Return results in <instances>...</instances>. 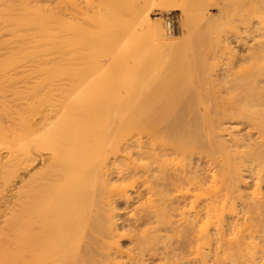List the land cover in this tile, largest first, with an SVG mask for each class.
Here are the masks:
<instances>
[{
	"label": "bare ground",
	"instance_id": "1",
	"mask_svg": "<svg viewBox=\"0 0 264 264\" xmlns=\"http://www.w3.org/2000/svg\"><path fill=\"white\" fill-rule=\"evenodd\" d=\"M121 1L122 0H75V2H70L66 0V2H63L62 0H0V77L2 80L6 76L9 78L11 75L12 77H10L12 81L9 78L7 84L0 79L4 83L2 85L0 84V91H6L3 89H7L8 84L12 85L11 83L15 81H13V76L16 77V81L18 80L17 82H20L21 76L23 75L22 77H24L23 73H25L26 78L21 79L22 82L25 80L24 82L26 83L20 82L17 85V87L21 86L20 89L22 90L26 88V92L24 91L25 93L23 94L28 93V85L33 84L30 83L33 80L35 84L32 86L36 87V85L39 84L37 86L38 89L40 87L41 89L43 88V90L46 88V92L52 90L53 92H51L54 95V93H61L63 90L67 89L64 85L65 83H67L66 85H69V87L71 83H73L71 89L74 84H76L74 87L77 86L76 88L83 89V84L86 83L89 85V82L93 80V77H90L96 73L104 74L107 72L106 75H111L114 73V70L117 72L118 69L120 70L118 72L121 74L118 72L117 74L118 76L121 75L120 80L122 84L119 85V83H117L119 86L116 84V87L121 89L124 88L125 90L123 89L121 92H126V96L124 94L125 100L123 96H119L118 94L120 89L115 91L116 87L113 83L117 81L115 80L114 82V80H112V87L109 85V88L114 87L113 90L116 96L114 99L116 100L118 96L123 99L122 101L117 100V104H115V100H111L113 97L111 99L109 98L112 103L115 102L114 104L118 107V111L114 104H112L114 105L112 106L110 102L103 103L100 101L106 106L109 104L112 106L113 110L115 109V112L117 111L114 113V116H106V120L111 117L116 118H111L108 121L101 118H105V114H108L111 107H107V109H109L106 112L107 109L105 110L104 108L106 106L102 105L106 112H104L103 117H101L103 113L100 114L103 110H100L101 104L96 105L100 108L99 110H92L94 114L92 111L89 113L91 105L89 104L90 106L87 108L88 104L86 103H91V98L89 96L91 90L88 91L87 95L90 101L87 96H84V99L87 98V102L76 96V94L79 95L85 90H88L86 84L85 86L87 88L84 87L83 91L79 90L78 93L75 94L77 98L71 95L72 93L74 95L77 89L76 91L72 89L75 92H71L70 99H68L70 91L67 93V90L60 94V96H57V98H52L53 95L50 94V91L47 93L48 96H44L45 94L43 95L40 91L36 92L37 94L39 93V95H43H41L40 97L42 98H40L36 97L39 95L34 93L35 96L33 98H37V104L32 101L34 100L32 98L33 93L30 94L31 97H29L28 94L25 95L28 96V99L22 100L18 97V94H16L20 89H11L12 87L8 85L10 87L9 89H11H7L8 94L10 93L9 91L14 92L13 90H15L14 94L17 95H12L10 93L12 98L10 97L11 99H8L13 101L17 99V101L14 102L19 104L22 103L21 108L23 111H25V108L28 109V112H26L27 110L25 112L27 114L30 112L34 118H32L31 114H29L30 117L23 113L22 109H20V111L24 115L20 114L19 107L21 104L18 109L14 111L9 108L10 112L8 113L9 110L6 108H8L9 105L11 106V104L8 103L7 106V101L4 104V100L7 97H4V92V95L1 96L2 94L0 92V102H3L5 105L3 107L1 103V109L5 110L3 114L0 112L2 114L0 117L2 118L6 111L8 115L13 112L20 114V116L19 114L16 115V118L13 113L14 115L12 117H15L17 120L8 118L9 116L5 115V117L8 116L6 117V121L7 119L10 121V125L8 126L3 123L6 129L7 127L9 128L7 129L10 131V133L8 131L10 135L7 133L10 136L9 138L8 135L4 134L7 132V130H4L5 126L4 129L2 128L3 126H0V132L2 129L6 131H3V135L9 140L12 137L15 139L13 141H18V144L14 142L16 143L15 145L12 141L15 145L13 149V147H11L12 145H10L12 144L11 140L9 141V146H7L8 144L6 142H2L5 139L4 137L3 140H0L2 143H0V150L3 149L4 151L5 146V150L9 148V154L8 152V155L6 153L4 154L8 157L15 156L11 158L13 167L15 163L18 162L19 164L22 158L25 160L22 159L21 161V163H24L21 165V168H24L22 170L24 173L18 176L19 179L16 180V182H22L23 178L27 175L26 181H24L25 179L23 180L24 185L27 183V187H25L27 190L22 184H19L20 188L17 186L20 189L18 190L20 192L17 191L18 194H20V198H18L21 199V194L23 193H21V188H23V190L25 189L24 196L26 197L23 196V200H18L17 198L13 201L14 208L12 209V213H10L12 215L15 214V216H11L13 219L8 218L9 221L14 220L19 224L20 222L23 223L26 226L23 227L26 229L22 226V228L20 227L22 230H20V228L18 229L20 226L18 224L19 226H17V228L15 227L14 231L11 230V228L17 224L14 226L12 225L10 230L14 232H9V235L14 233V236L12 235V238H9L6 232L5 234L7 236L4 235V237L6 236L10 239L8 240L5 238L10 243L11 239H14L15 235L18 233L15 238L19 239H15L16 241L13 240L15 244L13 241L12 243L14 248L17 244L21 246L24 245V248L20 246V248L17 249H20V253L19 251L15 252V256L13 255L14 253L11 254V252L14 251L13 246L11 247L13 250H10V253H7V249L4 250L5 247L3 246L4 248L2 249L3 252L1 251V255H4H0V264H145V253H148L151 257L162 254V252H158V246L162 251H164L163 248L166 250H168L167 248H185L184 250L189 248L187 249L191 254L187 256L189 259L183 256L187 259V263L189 260V262L193 264H208V260L211 256L216 259L220 253H222V256L225 255L223 259L226 261H229L227 259L230 255L232 259L229 258L235 264L238 262L235 256L238 257L240 255L242 257H238V260L240 258L242 259H240L241 262L239 261L240 263L238 264H243L242 260L244 263L247 262V264H249V261L253 263L254 259L257 257L255 255H259L261 248H263L262 251L264 252V69L261 68V66H264V62H261L263 64L261 65L260 60L256 59L255 61L252 55L256 50L250 52L253 51L251 49L256 46L257 48L258 46L260 48L262 47L260 42L262 43L263 39H257L260 37V33L257 34L259 37L254 36V38H257L255 41L253 39L250 45L247 43L249 45H246L248 49H244V54H246L247 50H249L248 54L253 53L250 55L253 57L255 63L258 62V64L254 66V63H252L254 67L251 68L250 66L251 69L248 67L246 69L247 72H245L244 69L243 71L245 73L240 70L239 67L241 66H238L239 69L232 71V73H230L231 71L226 72L225 70V72L218 74V77L222 80L221 82L226 86L231 83L229 85L230 87L224 85L226 87L225 91L218 88L217 90L215 89L217 86L215 83H217V81H213L212 84L216 86L215 88L213 86V89L210 87L212 90H208L209 88L206 89V87L210 85H204V87L200 86V88L202 87V89H200L195 85V81L192 82L194 84L193 86L191 83L192 80L189 81L190 79L187 77L189 82L185 81L184 84L181 83L182 85L179 87L176 81L174 82L171 80L173 82L170 81V83L177 84L178 86L176 85V87L178 88H168L169 85L174 86L175 84H166L167 86L164 85L165 87H163L165 92H160L162 91L160 85H162L163 80H166V78H162V80L158 72L161 73L165 62L169 60L171 61L167 63H170V66L174 65L173 61L176 60L174 56L176 57L177 55L173 56L172 54L174 59L172 61V58L168 57L167 52L170 44L173 47L176 45V41L174 42L175 39L173 37L176 36L177 33L167 29V31H164L160 22L152 21L146 10H136V8L132 7L135 5V3L133 4L132 2L133 5H131V8L129 7L128 11L125 9L127 13L125 10V13H123L124 15L130 14L129 19L126 20L128 24H122L123 26L125 25L124 30L121 28L122 25H119L121 32L118 31L119 29H117V31L114 30V26L117 25V22L119 24L120 20H123V18L127 19L128 17L127 15V17L124 15L120 17L119 14H121V11L120 13L117 12L119 15L118 17L122 18L119 19L114 12L116 9L114 5L116 3L120 2V4H118L121 7L123 6L121 5ZM145 1L144 3L146 4ZM151 1L154 2V4L160 3L159 5L162 6L170 5V3L172 4L171 6H180L185 20L187 19V15H190V12H187L188 7L184 0H158L157 3H155L156 0H149L147 2L152 5L153 3L151 4ZM125 4L126 2L124 5ZM136 5H138V3ZM94 9H96V11ZM125 19L123 21H125ZM123 21H120V24L121 22L125 23ZM113 22L115 23L114 25H112ZM136 23L140 25L143 24L142 26L145 27L146 35H148L145 40L149 37L148 42L146 41V43H144L137 34L142 44L144 43V46L141 44L142 47L145 48V45L147 46L149 42V48L152 45L158 48L164 46L168 47L167 51H163L164 54L162 53L163 57H166V60L163 59L161 57L162 54L158 52V57L161 56L158 61H156L158 63L155 64L157 65L155 70L158 69L159 65L162 66V69L161 66L159 68L161 71L157 70V72H154V76L156 77V74H158L157 76H159L160 81L162 80L161 83L158 77L157 79L152 76L154 79L152 81L145 79L144 73L150 71L152 68L148 67L149 63L147 60L138 62L137 60L139 57L133 56L135 54L134 51L137 49L141 50L142 47L138 48V44L136 49L134 47L129 48L128 45H126L127 41L125 40L127 39V33L129 36L132 32L130 34L132 37L129 36L132 40L128 38V42L129 40L132 41V46H134V42L138 40L136 35H132L134 32L130 29L131 27L135 28ZM126 26H128L127 28L130 27L128 31H126ZM134 31L136 32L135 29ZM93 41H100V46L98 48L96 46L99 42L95 44L94 48L92 47L94 49V51H92L94 54L99 53L98 55L96 54L97 56L93 54L94 57L92 53L89 52L88 47V43ZM122 42L125 44L124 47H128L129 50L127 49V51L130 52V49H134L132 54L130 53L131 56L128 55L129 52H125L127 55L124 54ZM76 43H79L81 46H77ZM128 44L130 45V42ZM89 46L91 47L90 43ZM154 46L151 51L155 48ZM226 46L229 47L228 45ZM95 47L98 49L97 52H95ZM173 47L170 48V51L171 49L175 50ZM162 49L163 48H161V52ZM144 51L147 52V50ZM261 51L258 50L256 53ZM142 52L140 53L142 54ZM153 52L157 53L155 51ZM153 52H151V55L154 56ZM144 54L145 53H143V55ZM263 54L259 57L262 58ZM193 55L192 64L196 65L197 63H194V60L197 56H195V54ZM245 56L249 57L247 54ZM251 56L250 58H252ZM154 58L150 61H153ZM161 58L163 60H161ZM178 58L177 61H180L181 59L179 56ZM80 59H82V61H87V59H89L91 63L89 66L87 65V67L85 66V68H82L80 65L81 62H79ZM102 59L103 61L106 60L107 64L105 62L104 64ZM200 59H197L198 63ZM161 61L165 62L160 64ZM181 61H183V59ZM251 61L252 60H250V62ZM154 62L155 61L151 63L154 64ZM191 62L188 66L189 61L187 59L181 68L184 69L185 65L188 66L187 70L189 68H195V66L190 67L192 65ZM200 63L203 64V60ZM103 64L108 69L104 67L107 71L102 68L104 66ZM113 64L117 68H112V73H109V68L110 66L112 67ZM114 65L113 67H115ZM150 65L152 67L155 66L152 64ZM176 65H178V63H176ZM93 66H98L100 69L102 68L104 70L103 72H101L102 70H97L98 72L92 75L91 73H93L94 70H90ZM170 66L166 67L167 69L164 68L166 70L172 69L171 72H167L166 70L165 72L163 70L165 73H168V79L171 78H169V75H171L174 70V68H172V66L170 68ZM135 67L136 69L133 71L132 69ZM176 67L177 66H175V68ZM202 67L203 66H200L199 68L202 69ZM179 68L180 65L176 70H179ZM197 68L198 66L196 65V69ZM256 68H260L259 70L263 71L259 72ZM241 69L243 68L241 67ZM29 70L33 72V76L36 71L35 78L30 74L31 80H28L30 84L26 81V79L29 78L27 74L31 72ZM248 70L253 71L249 72ZM65 71L69 73L67 76H70L68 77L71 79V82H69L70 79L68 77H65V80L67 78L66 81L68 82H65L64 79H62L64 81H60L61 73L59 76L60 78H58L59 80L57 79V74L59 73L56 74L55 72H62V76H66ZM87 71L91 72L89 73V75H91L89 77L90 81L88 80L89 82H86L84 78L85 74L88 73ZM152 71L154 70L152 69ZM237 71L240 73L243 72V75H238L239 73H237ZM136 72H139V78H141L140 86L137 90L138 92H132V94L130 93L131 90H133L131 87L133 82L132 79L135 77L131 74L136 75ZM197 72H199V70ZM233 72H235V74ZM19 73H21V76L17 79ZM115 73L114 75L117 76ZM39 74L41 77L38 76ZM46 74H51V76H56V78H48ZM177 74H179V72ZM44 75L46 79L43 78ZM114 75L108 76V78L111 79ZM116 76L114 77L116 78ZM174 76L176 77V74H174ZM174 76L172 74V78H174ZM194 76L191 77L193 78ZM114 77L112 78L114 79ZM146 77H148V75ZM203 77H205L204 80L210 78L211 80H209L211 82L215 79L209 75L207 77V73H205V75L201 77L202 84L204 81ZM183 78H185V75ZM136 79H138V77ZM193 79L195 80L197 77ZM199 79L198 77V82L200 81ZM182 80L178 82L180 83ZM1 81L0 83H2ZM204 82L206 83V81ZM14 83L16 85V82ZM61 83H64L62 87L60 86ZM91 84H93V81ZM221 84L218 86H223V84ZM158 85L160 90H158ZM23 86L24 88H22ZM35 87L31 88L30 85L31 89ZM135 87L136 86H134V88ZM186 87H188V89ZM165 88H168V90H165ZM31 89L29 92L32 91ZM22 90H20V94H22ZM97 90L99 91V88H97ZM112 91H107V93L111 92L109 96L112 94ZM97 95L93 97L96 96L98 98ZM104 95L108 96L106 93ZM127 95L129 97H127ZM25 96L23 95L22 98H25ZM100 96H102V94ZM2 97L5 98L3 101ZM58 97L61 98L59 101ZM71 98H73V101L77 100L73 106L71 104V102L73 103ZM95 98H93V101L97 102ZM101 98L99 100H101ZM104 99L106 100L107 98L103 96L102 101ZM109 99L107 101H109ZM26 100H28V103ZM79 100H82L81 103L83 102L86 104L84 108L86 107L88 109L89 115L87 111H84V108H81V105L83 107V103H78ZM123 100H125V104L128 102L125 106L123 105ZM13 101L10 103L13 104ZM24 102L28 105L25 106V104H23ZM40 103L44 107H41L42 110L38 109L37 106ZM67 103L69 104L68 106ZM76 103L81 105H77ZM33 104H36L37 109L41 110L39 114L36 111V115H33L32 110L35 112V109H33L35 106H33ZM75 104L77 106H75ZM71 106L74 107L77 115L78 112L82 110V113L86 116L79 112V116L83 115L84 117L77 116V120L72 119L76 117L73 116L76 114L74 113V109L70 108ZM120 106H123V108L126 107V109L123 111V108H121L120 110ZM30 107L32 108L31 110L29 109ZM68 107L70 113H72L71 116H73L71 119L68 118L67 114V116L65 115V109L68 110L67 112L69 113ZM78 107H80L81 110L78 109V111L76 109ZM94 107L95 106H93V108ZM134 108L137 110H134ZM11 110L13 112H11ZM113 110H111V112ZM59 111L61 112L59 113ZM97 111V114L100 115H97L98 117L95 115ZM91 113L93 116L97 117V119L94 118L95 121L97 120L98 122V119H101L99 121H102V123H94L95 121L88 117ZM60 114H62V116ZM92 115L90 117H92ZM27 116L29 117V121L26 118ZM23 117L25 119L23 121H27L22 124L21 120ZM87 119L88 121H86ZM2 120H4V117ZM13 121L16 122L12 125L11 122L13 123ZM18 121L20 123V128ZM2 122H0L1 125ZM10 126L14 127V129H19H15V132ZM11 131H14V133ZM1 133L0 136L2 137ZM11 134H13V136ZM7 138L5 141L8 142ZM17 147L22 149L20 150ZM12 151L15 155H12ZM16 156H19V158L16 159ZM23 156H25V158ZM7 159L9 161V158ZM7 159H5L6 162ZM13 159H20V161L18 160L15 162ZM6 162L4 165H7ZM1 163L2 161L0 164ZM11 163H9V165ZM18 164L15 165V168ZM37 164H40L38 169H36ZM0 168L4 169L1 165ZM6 168L8 169L7 166ZM18 168L16 169L18 170ZM12 170H8V173L4 171L6 175L8 174V176L12 177L16 175L14 174V169ZM9 171L11 172L10 174ZM15 178L17 179V177ZM25 193L27 194L25 195ZM118 203L122 204L123 207H121V209L123 208L124 211H121L123 213L119 214L120 217L115 218L119 213V211L116 213ZM118 207L120 206L118 205ZM116 219H119L120 223H117L119 220L116 222ZM7 223L11 222L7 221ZM4 226L5 225H3V227ZM16 231L21 232L16 233ZM19 233L20 235L22 233L23 238L25 236V239H28L24 240ZM2 235L3 233H1L0 237H2ZM4 237L0 238L2 239L0 243L6 241L3 240ZM131 237H134L133 240H131L132 245L129 244V246L131 245L127 247L129 249H124V247L119 244V241L122 238L123 240L125 238L126 240H130ZM20 239L21 241H19ZM22 241H24V243ZM20 242H22L23 245ZM129 243L131 242L129 241ZM11 244L8 246L6 244V248H9ZM156 244H158V246ZM154 245L157 247H154ZM222 248H224V250H222ZM226 248L231 249H227L229 252H226ZM262 251V255L257 257L260 259V263L257 262L256 264H264V257H262L264 253ZM4 252H6V255ZM183 253L185 252L183 251ZM9 254L12 256H8ZM226 254L228 256H226ZM168 256L163 254V256L157 257L159 260L157 263V259L154 258L156 261L153 260L154 262L152 264H165ZM147 257L149 256L147 255ZM225 257H227V259ZM233 257H235V259ZM219 258L220 259H216V261H219V264H223L222 261L220 262V260H223L221 259V254ZM146 260H148V258ZM235 260L237 262H234ZM180 261L183 262L185 260L180 258ZM180 261L178 264H182ZM226 261H224L225 264L228 263H226ZM172 262L173 264H177L178 261ZM211 262L214 261H210V264ZM255 262L256 261H254V263Z\"/></svg>",
	"mask_w": 264,
	"mask_h": 264
},
{
	"label": "rangeland",
	"instance_id": "2",
	"mask_svg": "<svg viewBox=\"0 0 264 264\" xmlns=\"http://www.w3.org/2000/svg\"><path fill=\"white\" fill-rule=\"evenodd\" d=\"M63 2H66V0H62ZM67 1H70V2H75V0H67ZM77 1V0H76ZM117 1V0H116ZM120 1V0H119ZM126 2V4L124 5V3ZM143 1V2H142ZM144 1L145 0H122L121 1V5H123L122 7L119 5L120 4V2H118V3H116V4H118V5H114V6H116V9H115V14L117 15V17L120 15V17L122 16L123 17V13H125L124 12V10L125 9H127V11H128V8L130 7L131 8V5H133L134 3H135V5H133L132 7H134V8H136V10H138V11H145L146 10V12L148 13V16L150 17V19L152 20V21H156V22H160V24H161V26H163V28H164V31H167L166 30V28H165V24H164V17L167 15V14H172V15H174V17H175V23H174V26H173V29L171 30L172 32H176L177 33V35L176 36H174L173 38L175 39L174 40V42H175V44L176 45H174V47L173 46H171V44H170V46H169V50H168V52H167V54H168V57H171L172 58V61L174 60V59H176L175 61H173V63H174V65H171L172 66V68H174V70H173V72H172V74H173V76H174V74H176V77L174 76V78H172V74L171 75H169V78L170 79H168L167 77H168V73H165L166 71L168 72V71H170L171 72V70L172 69H170V70H166L167 68L166 67H169L170 65V63L168 64L167 62H169V61H171V60H169V59H167V60H169V61H167V62H165V61H163V62H165V65L163 66V70L165 71H161V69H162V66L161 65H159V67H158V69L157 70H159V68H160V66H161V69L159 70V71H161V73L160 72H158V74L160 75V77H161V79L163 78V79H165L166 78V80H163V83H162V85H160V87H161V90L162 91H160V92H163L164 90V88L163 87H165L164 85H166V84H172V83H170V81L171 80H173L174 82L176 81V83H178L179 84V87L182 85L181 83H183L184 84V82L186 81V82H189V81H191V83L192 82H196L195 83V85H197L199 88H200V86H202V87H204V85H210V86H208V87H206V89H208V90H212L213 88V86H214V88H215V86L217 85H220L222 82V80L218 77V74L219 73H221V72H225V70H226V72H229V71H231L230 73H232V71H236V70H238L239 68H240V70H244L245 69V72H247L246 71V69L249 67L250 68V66H251V68L252 67H254L255 66V64H258V62L257 63H255V61H256V59L257 60H260V63L261 62H264V52H262V51H264V43H263V40H264V0H184V1H186V5H187V7H188V9H187V12L189 13L190 12V15H187V19L185 20V17H184V15H183V11H181V8H180V6L178 7L177 5L176 6H171L172 4L170 3V5L168 4V5H164V6H162V5H159L158 3H157V1L158 0H156V2L155 3H157V4H154V2H152L151 1V4L152 5H150L147 1H149V0H146L145 2H146V4L144 3ZM155 1V0H154ZM96 2V1H95ZM94 2V3H95ZM124 2V3H123ZM133 4H132V3ZM140 2H142V3H140ZM44 3H46V2H44ZM138 3V5H136ZM185 3V2H184ZM149 4V5H148ZM127 5V6H126ZM94 6H95V4H94ZM99 6H100V3H99ZM118 6V7H117ZM140 6V7H139ZM168 6V7H167ZM124 7V8H123ZM173 7V8H172ZM177 7V8H176ZM186 7V8H187ZM97 8V7H96ZM118 8H119V10H118ZM121 9V10H120ZM95 11H96V9H94ZM122 11V12H121ZM126 11V10H125ZM127 11H126V13H127ZM129 11H130V9H129ZM101 12H102V7H101ZM103 12H104V10H103ZM117 12H121V14H117ZM131 12V11H130ZM90 13H91V11H90ZM129 13V12H128ZM128 17H127V16ZM126 15H124V16H126L127 17V19H125V18H123V20L125 19V21H123V20H120V21H123V22H125V23H122L121 22V24H120V21H119V24H118V22H117V25H115L114 26V30H116L117 31V29H119L118 31L119 32H121V30H120V28H119V25L121 26L122 24H125V25H127L128 24V22L126 23V20H128L129 19V15L130 14H126ZM186 16V15H185ZM120 17H118L119 19H122V18H120ZM182 17V18H181ZM115 23L113 22V24L112 25H114ZM124 25V26H125ZM136 25V27L135 28H130V29H132L131 31H133L134 32V34H132V35H136V37H137V42H134L135 44H134V46H132V44L133 43H131L132 41H130L129 40V42H130V45L128 44L129 42H128V38H130V37H132L130 34L132 33L131 31V33L129 34V36H128V33H127V36H126V40L125 41H127L126 43V45H128V47L129 48H136L137 49V47H138V44H139V47L138 48H141L142 46H141V44H142V42L140 41V40H142L144 43H146V41L148 42V40H149V37H148V39L147 40H145L146 39V37L148 36V35H146V31H145V27L144 26H142L143 24H138V23H136L135 24ZM134 25V26H135ZM124 26L122 25L121 26V28H123V30H124ZM128 26H126L125 28L127 29L126 31H128V29L129 28H127ZM112 29V28H111ZM134 29L136 30V32L134 31ZM181 30V31H180ZM125 31V32H126ZM179 31H180V33H179ZM263 31V32H262ZM124 32V31H123ZM261 32H262V34H261ZM179 33V34H178ZM258 33H260L259 35H260V37H259V35H257ZM137 34L139 35V37L141 38L140 40H139V38H138V36H137ZM254 36H257V37H259V38H257L258 40L260 39V40H262V43L260 42V45H262V47L260 48L259 46H258V48H260V49H258L257 48V46L255 47V48H252L251 50H253V51H250V52H254L255 50V53L258 51V50H262L261 52H258V53H256V54H258V55H256L255 53V55L253 54V53H250L252 56H254V59H255V61L253 60V57L250 55V54H248L249 53V50H247L246 51V54H247V56H249V57H246L245 55L246 54H244L245 53V50L246 49H248L247 47H246V45L247 46H249L250 44H251V42H252V40L254 39V41L256 40V38H254ZM131 40H132V38H130ZM134 39H136V38H134ZM173 40V39H172ZM136 41V40H135ZM181 41V42H180ZM99 42V44L96 46L97 48L100 46V41H93V42H89L90 43V45H91V47L89 46V43H88V47H89V52H91L92 53V55L94 54L92 51H94V46H95V44H97ZM124 42V41H123ZM122 42V43H123ZM140 42V43H139ZM143 43V44H144ZM150 43V42H149ZM149 43L147 44V46L145 45V48H147V49H145L144 47H142L141 48V50L139 49H135L136 51H134V49H130V52L129 51H127V49H128V47L126 48V47H124L125 46V44L123 43L122 44V49L124 48V54H126L125 52H129L128 53V55H130V53L132 54V51H134L135 52V54L133 55L134 57L135 56H137V57H139L138 58V62H142V61H145V60H147V62L149 63V65H148V67L149 68H152L154 71H152V69H150V71H147V72H143L144 73V77H145V79L147 80H150V81H152V80H154L153 78H159V76H157L158 74H156V77L154 76V72H157V70H155V67H157V65H155V64H157L158 62H156V61H158V59L160 58V56L158 57V52L160 53V54H162L163 53V51H167V48L168 47H165V50H164V47H157V46H154V45H150L151 47L149 48ZM249 45H248V44ZM142 44V45H143ZM76 45L77 46H81L79 43L77 44L76 43ZM226 45H228L229 47H227ZM132 46V47H131ZM144 46V45H143ZM155 47L154 49H153V51H155V52H157V53H154L153 51H151L152 50V47ZM225 46H226V48H225ZM232 46V47H231ZM93 47V48H92ZM96 47H95V52H97V50L98 49H96ZM173 47V49H175V50H172L171 49V51H170V48H172ZM244 47V48H243ZM90 48H92V49H90ZM126 48V49H125ZM158 48V49H157ZM161 48H163L162 49V52H161ZM263 48V49H262ZM229 49V50H228ZM245 49V50H244ZM86 50V49H85ZM91 50V51H90ZM129 50V49H128ZM144 50H147V52H145ZM156 50H158V51H156ZM234 50H235V52H234ZM143 51V52H142ZM173 51V52H172ZM239 51V52H238ZM241 51V52H240ZM133 52V53H134ZM140 52H142V54L140 53ZM151 52H153L154 53V56H155V58H154V56L153 55H151ZM194 52H196V53H194ZM143 53H145L144 55H143ZM170 53H171V55H170ZM175 53V54H174ZM198 53V54H197ZM244 54V56H243V54ZM97 54V53H96ZM96 54H94V55H96ZM99 54V53H98ZM97 54V55H98ZM164 54V53H163ZM163 54H162V58L163 59H165L166 57H163ZM166 54V53H165ZM166 54V55H167ZM172 54H173V56L174 55H177L176 57L174 56V59H173V57H172ZM193 54H195V56H197L196 58H195V60H194V63L196 62L197 64V66H198V68L196 69V65L195 64H192L193 63V58H194V55ZM261 54H263V56H262V58H260L259 56L261 55ZM94 55H93V57H94ZM96 55V56H97ZM127 55V54H126ZM138 55H140V56H138ZM147 55V56H146ZM192 55V56H191ZM242 55V56H241ZM95 56V57H96ZM131 56V55H130ZM143 56V57H142ZM149 56H151V57H149ZM158 58H157V57ZM178 56L180 57V59L182 60L183 59V61H177L179 58H178ZM183 56H184V58H185V60H184V58H183ZM240 56V57H239ZM250 56L252 57V58H250ZM256 56V57H255ZM257 56H258V58H257ZM146 57V58H145ZM154 58V60L153 61H155L154 62V64L153 63H151V62H153V61H150V60H152L153 58ZM186 57H187V59H188V61H189V64H188V66L190 65V62H191V66L190 67H192V66H195V68L193 67V68H189L188 70H187V67L188 66H186L185 65V67H184V69L183 68H181V66L182 65H184L185 64V62L187 61V59H186ZM191 57V58H190ZM201 59H200V58ZM128 58V57H127ZM152 58V59H151ZM161 58V60H163ZM248 58H250V59H248ZM260 58V59H259ZM143 59V60H142ZM191 59V60H190ZM197 59H200V61H199V63H198V60ZM242 59H243V61H242ZM166 60V59H165ZM203 60V64L202 63H200L201 61ZM204 60H205V64H204ZM250 60H252L251 62H250ZM185 61V62H184ZM245 61H247V62H245ZM79 62H81L80 63V65H81V67L83 68H85V66L87 67V65L89 66L90 65V61H89V59H87V61L86 60H84V61H82V59H80L79 60ZM102 62L104 63H106V60L105 61H103V59H102ZM163 62L161 61V63L160 64H163ZM182 62H184L183 64H181ZM245 62V63H244ZM250 62V63H249ZM104 63V64H105ZM172 63V64H173ZM176 63H178V65H176ZM180 63V64H179ZM238 63H240V64H238ZM242 63V64H241ZM252 63H254V66H252ZM260 63H259V65H260ZM103 64V65H104ZM107 64V63H106ZM140 64V63H139ZM150 64H152V65H155V66H151ZM210 64V65H209ZM249 64V65H248ZM251 64V65H250ZM114 65V64H113ZM113 65H112V67L110 66V71H109V73H112V68H117L115 65V67H113ZM168 65V66H167ZM179 65H180V68H179V70L177 69L176 70V68L177 67H179ZM261 65H263L262 63H261ZM171 66H170V68H171ZM174 66V67H173ZM175 66H177L176 68H175ZM200 66H203L202 67V69L201 68H199ZM207 66H208V68H207ZM238 66H241L243 69H241V67H239L238 68ZM94 67V68H93ZM92 68H91V70L90 71H93L94 70V72L93 73H91V72H88L87 74H85V76H84V78L86 79V82H89L90 80V78H92L93 80V84H91L92 83V81L91 82H89V85H87L86 83H84L83 85V89H84V87H86L88 90H85L84 92H82V93H80L79 95H77L76 93H78V91L79 90H82L83 91V89H78V88H76V87H74V85H76V84H74L73 85V87H72V89H75V91H76V89H77V91L75 92L74 90H72L71 89V86H72V84L73 83H71V85H70V87H69V85H66L67 83H61V87L63 86L62 84H64L65 86H66V88L67 89H65V90H63L61 93H56V94H59V95H56L55 93H54V95H53V91L51 92L50 90V94H52L53 95V97L52 98H57V96H60V94H62V93H64L66 90H67V93L70 91V93L68 94V96H69V98L68 99H70V94H71V92L72 91H74L75 93H74V95H73V93L71 94L72 96H75V94H76V96L79 98V99H84V96H87L88 95V91H90L91 90V92H89V96H90V98H91V101L89 100V97H88V100L91 102V103H88L87 101H86V99H84L83 101H86L87 103L86 104H88L87 105V108L90 106V109L91 110H89V113H90V111H92L93 109L94 110H99L100 108L98 107V106H96V105H100L101 104V109L100 110H102L101 112H100V114H102V116L101 117H103V115H104V108H105V110L107 109V107H111L110 109H109V111H108V109L106 110V112L108 111V114L106 113L105 114V118H101V117H99V118H101V119H103V120H105V121H108V120H110L111 118H115V117H111V118H107L108 120H106V116L107 117H110V116H114V113H116L119 109H118V107L115 105V104H117V100H120V101H122V99L126 96V92H124V93H122L121 92V90H123V89H121V88H117L116 87V84L117 83H119V85L120 84H122L121 82V75H119L118 76V74H117V72L118 71H120V70H118L117 69V72L114 70L113 72L115 73V74H117V76L116 75H114V73H112L111 75H114V76H116V78L114 77V76H112V77H114V79L111 77V79H109L108 78V76L110 75H106V73H104V74H97L96 72H98V71H100V70H102L101 72H103V70L106 68L105 67V65L102 67V68H104V69H100L98 66H93ZM139 67H140V65H139ZM142 67V66H141ZM166 69H165V68ZM183 67V66H182ZM205 67V68H204ZM231 67H232V69H231ZM256 67H257V65H256ZM259 67V66H258ZM89 68V67H88ZM149 68H148V70H149ZM250 68V69H251ZM261 68L262 69H264V66L262 67L261 66ZM107 69V68H106ZM105 69V71H107ZM135 69H136V67L134 68V69H132L133 71H135ZM190 69H191V71H190ZM194 69V70H193ZM206 71V69H207V71L205 72L204 70ZM230 69V70H229ZM256 69H260V68H256ZM255 69V70H256ZM98 70V71H97ZM196 70V71H195ZM199 70V72H197ZM254 70V71H255ZM257 70V71H258ZM29 71H31V70H29ZM139 71V70H138ZM175 71V72H174ZM249 71V70H248ZM250 71H253V70H250ZM249 71V72H250ZM261 71H263V70H259V72H261ZM66 73H65V75L66 76H62V72H55L56 74L57 73H59V74H57V79L58 78H60L61 77V79H60V81L62 80V79H64L65 80V77H68L67 76V74H69L67 71H65ZM150 72V73H149ZM170 72H169V74H170ZM179 72V74H177ZM184 72H189L188 74L187 73H184ZM211 72V73H210ZM214 72V73H213ZM244 72V71H243ZM243 72H239V71H237V73H239L238 75H243L242 73ZM244 72V73H245ZM27 73H28V71H27ZM32 71L31 72H29V74H27V76L29 77L28 79H26V81H27V83H29V79H30V77H31V75H32ZM35 74H34V76H33V78H35V75H36V71L34 72ZM54 73V74H55ZM60 73H61V76H60ZM89 73H91L92 75L94 74V73H96L95 75H93V76H91V75H89ZM119 74H121L120 72H118ZM123 73V72H122ZM137 74L136 75H134V74H131L133 77H135V78H131L132 80H133V82H132V85H131V87L133 88V90H131V92L130 93H132V92H138L137 90H138V88H139V86H140V79L141 78H139L140 77V75H139V72H136ZM183 75H182V74ZM194 74V75H192V74ZM195 73H197V74H195ZM201 73V74H200ZM205 73H207V77H208V75L209 76H212L213 78H215L214 80H212V82L208 79V78H206V79H208V80H204L205 79V77H203V80L204 81H206V83L203 81V84H202V82H201V80H202V76H204L205 75ZM209 73V74H208ZM216 73V74H215ZM234 74H235V72H233ZM236 73V74H237ZM252 73H254V72H252ZM21 73H19L18 75H19V77L17 78V79H19L20 78V75ZM24 74V77H22L21 76V78H26V76H25V73H23ZM31 74V75H30ZM38 74V73H37ZM53 74V75H54ZM55 74V75H56ZM63 74H64V71H63ZM146 74V75H145ZM162 74V75H161ZM166 76H164V75ZM190 74V75H189ZM203 74V75H202ZM211 74V75H210ZM214 74V75H213ZM247 74H249V73H247ZM17 75V74H16ZM43 75V74H42ZM48 75V78L50 77H52L53 79H55L56 78V76H51V74L49 75V74H46V76ZM97 75V76H96ZM106 77H105V76ZM110 75V76H111ZM148 75V77H146ZM182 75V76H181ZM184 75H185V78H183L184 77ZM197 75H202V76H197ZM216 75V76H215ZM39 77H41V75L39 74L38 75ZM60 76V77H59ZM91 76V77H90ZM109 76V77H110ZM152 76H154L153 78H152ZM180 78H179V77ZM191 76H194L193 78H195V77H197V79H193ZM2 77H4V76H2ZM7 77V76H6ZM5 77V78H6ZM10 77H11V75H10ZM9 77V78H10ZM38 77V78H39ZM70 77V76H69ZM68 77V78H69ZM88 77V78H87ZM90 77V78H89ZM122 77H123V74H122ZM131 77V76H130ZM138 77V79H136ZM178 77V78H177ZM181 77H182V79H181ZM190 79H188V78ZM191 77V78H190ZM198 77L200 78L199 80V82L197 81L198 80ZM211 77V78H212ZM5 78H3V80L1 79V77H0V79L2 80V81H4L6 84H7V80H9V78L7 79L6 78V81H5ZM12 78V77H11ZM10 78V80L12 81V79ZM13 81L14 82H16V85H15V83H14V85H13V83H11L12 85H10V84H8V85H10V87H12L11 89H14L15 88V90L18 88V89H20L21 88V86H18L17 87V85L20 83V82H22V79L20 78V82H17L16 81V77H14L13 76ZM36 78H37V76H36ZM43 78L44 79H46V77H45V75L43 76ZM124 78V77H123ZM157 78V79H158ZM212 78V79H213ZM218 80H217V79ZM41 79V78H40ZM70 79V78H69ZM74 79V78H73ZM105 79V80H104ZM135 79V80H134ZM0 80V81H1ZM31 80V79H30ZM35 80H37V79H35ZM41 80H43V79H41ZM59 80V79H58ZM64 80H62V81H64ZM66 80H67V78H66ZM65 80V82H68V81H66ZM89 80V81H88ZM112 80H114V82H115V80L117 81L116 83H113L112 82ZM123 80V79H122ZM161 80V81H162ZM168 80H169V82H168ZM179 80H182L180 83L178 82ZM189 80V81H188ZM220 80V81H219ZM1 81V82H2ZM25 81V80H24ZM23 81V82H24ZM40 81V80H39ZM96 81V82H95ZM136 83H135V82ZM159 81H160V78H159ZM161 81H160V83H161ZM173 81H171V82H173ZM208 81H209V83H208ZM213 81H217V83H215L216 85H214V84H212L213 83ZM22 82V83H23ZM69 82H71V79H70V81ZM73 82V81H72ZM104 82V83H103ZM109 82V83H108ZM113 83V85L115 84V91H118V89H120V91H118V94H119V96H123V98H119V96H118V98H116V100L114 99V97H116L115 96V91L113 90V88H109V85H111V87H112V83ZM139 82V83H138ZM166 82H168V83H166ZM9 83V82H8ZM24 83H26V82H24ZM30 83H33V84H30ZM29 84L31 85V88L32 87H35V86H32V85H34L35 84V82L32 80L31 82H30ZM38 83V82H37ZM36 83V84H37ZM106 83V84H105ZM205 83V84H204ZM218 83H220V84H218ZM1 85L2 84H4L3 82L2 83H0ZM69 84V83H68ZM85 84H86V86H85ZM95 84V85H94ZM97 84H98V86H97ZM102 84H103V86H102ZM157 84H158V81H157ZM175 83H173L172 85H174ZM190 84V83H189ZM193 84V83H192ZM200 84H202V85H200ZM212 84V85H211ZM223 84V86L225 85L224 83H222ZM221 84V85H222ZM231 83H229V84H227V86L226 87H230L229 85H230ZM1 85H0V87H1ZM7 85V89H9L10 87ZM21 85V84H20ZM30 85H28V87L30 88ZM39 85V84H38ZM38 85H36V87L35 88H37L38 89ZM118 85V84H117ZM118 85V86H119ZM159 85H158V90H160L159 89ZM176 85L177 84H175L174 86H171V85H169V87L168 88H172V87H176ZM185 85H186V83H185ZM4 86V85H3ZM69 88H68V87ZM97 86V87H96ZM100 86V87H99ZM106 86V87H105ZM134 86H136L135 88H134ZM167 86V85H166ZM171 86V87H170ZM178 86V85H177ZM189 86H191V85H189ZM193 86H194V84H193ZM193 86H191V87H193ZM216 86V90H217V88L218 89H222V91L224 90L225 91V89H226V87L224 86H218L217 87ZM5 87H6V85H5ZM102 87V88H101ZM183 87H184V85H183ZM202 87L200 88V89H202ZM212 89H211V88ZM22 88H24V86L22 87ZM28 88V89H29ZM30 88V89H31ZM35 88H33V89H31L32 91L31 92H29L30 91V89H29V91H28V89H27V94H28V96L29 97H31L30 96V94H32V98L35 96L34 95V93L35 94H37L36 92H41V93H43V95L44 96H48L47 95V93L49 92H46V88L43 90V88L41 89V87L39 88V89H41V90H37V89H35ZM85 88V89H86ZM96 88V89H95ZM97 88H99V91L97 90ZM137 88V89H136ZM168 88H165V90H168ZM176 88H178V87H176ZM182 88V87H181ZM187 89H188V87H186ZM2 89H3V87H2ZM7 89H3V90H6V91H3L4 92V94H3V92L2 91H0L1 92V96H3L4 95V97L6 98V99H8V98H12V96H11V94L13 95L14 93H15V90H13L14 92H11V91H9L10 93L8 94V90ZM11 89H9V90H11ZM26 88H24L23 90L22 89H20V90H22L23 92H22V94H20V90H18L19 92L18 93H16V94H18V97H20V99H22V100H24V99H28V96H25V95H27V94H23V93H25L26 92V90H25ZM48 89V88H47ZM131 89V88H130ZM185 89V88H184ZM190 89V88H189ZM203 89H205V88H203ZM228 89V88H227ZM112 91V96L110 97L109 96V93H111V92H109V93H107V91ZM125 90V89H124ZM25 91V92H24ZM55 91V90H54ZM7 92V93H6ZM57 92V91H56ZM81 92V91H80ZM99 92V93H98ZM157 92H159V91H157ZM165 92V91H164ZM66 93V94H67ZM90 93H91V95H90ZM108 94V96H106V95H104V94ZM16 94H14V95H16ZM98 94V95H97ZM102 94V96H100ZM113 94H114V96H113ZM117 94V93H116ZM117 94V95H118ZM124 94H125V96H124ZM133 94V93H132ZM135 94V93H134ZM158 94H160V93H158ZM25 96V98H22V96ZM37 95H39V93L37 94ZM42 94H40L39 96H36V97H40ZM42 95V96H43ZM51 95V96H52ZM56 95V96H55ZM94 95H97L98 96V98H99V96H100V98L102 97L103 98V96L104 97H106L107 99L105 100H103L102 101V98H101V100H99L96 96V98L95 97H93ZM0 96V97H1ZM17 96V95H16ZM71 96V97H72ZM75 96V97H76ZM4 97H2V101H3V99H5ZM50 97V96H49ZM75 97H74V99H75ZM76 97V98H77ZM113 97V98H112ZM127 97H129L128 95H127ZM10 98V99H11ZM15 98H17V97H15ZM15 98H13V99H15ZM40 98H42V97H40ZM93 98H95V100L98 102H95V101H93ZM115 100V104L114 103H112V101L110 100ZM4 100L5 102H4V104L6 103V101H7V103H6V105L9 103V104H11V106L9 105H7L8 106V108H6V109H8L9 111H8V113L10 112V109L9 108H11L13 111L14 110H16V109H18V107H19V105L21 104V106L19 107V112H20V114H23V113H25V114H27L26 112H28V109H24L25 111H23V109L21 108L22 107V103H17V102H14V101H17V99H15L14 101L13 100H10V99H8L9 100V102H8V100ZM34 100H32V101H34V102H36V104H37V101H36V99L37 98H33ZM61 98L60 97H58V101L60 100ZM109 99V101H107ZM125 99V98H124ZM0 100H1V98H0ZM22 100H20V101H22ZM38 100H39V98H38ZM42 100V99H41ZM71 100L73 101V98H71ZM126 100V99H125ZM125 100H123V102L125 101ZM14 102L13 104L12 103H10V102ZM20 101H18V102H20ZM31 101V102H32ZM57 101V102H58ZM76 102H77V100H75ZM75 101H73V103L71 102V104H72V106H73V104L75 103ZM82 101V100H81ZM81 101L79 100L78 101V103L80 102L81 103ZM105 102V103H108V102H110V105H112V104H114L115 105V107H117V111L115 112V109L113 110L112 109V106H114V105H112V106H110L109 104H107L108 106H106L105 104H103V103H101V102ZM127 101H128V99H127ZM126 101V102H127ZM23 102V101H22ZM26 102L28 103V100H26ZM96 104H95V103ZM1 103H2V105H3V107L5 106L4 104H3V102H0V112L3 114V112H4V110L5 109H1ZM30 103V102H29ZM33 103V102H32ZM43 103V102H42ZM83 103V102H82ZM81 103V104H82ZM128 103V102H127ZM126 103V104H127ZM16 104V105H15ZM23 104H25V106L26 105H28V104H26L25 102L23 103ZM31 104V103H30ZM36 104L34 105L33 104V106H35V108L33 107V109H35V112H34V110H32L31 112L33 113V115H36L35 113H37L38 112V114L40 113V111L42 110L41 109V107H43V105H44V103H43V105L41 106L40 104H38L37 106H38V109H41V110H38L37 109V106H36ZM66 104V103H65ZM70 104V105H71ZM77 104V103H76ZM75 104V106H77V105H81V104H77L76 105ZM86 104L85 103H83V107H82V105H81V108H84V106H86ZM90 104V105H89ZM94 104V105H93ZM118 104H119V101H118ZM122 104V103H121ZM125 104V102H124V106L126 105ZM40 105V106H39ZM69 104L67 103V106H68ZM102 105L103 106H106V107H102ZM120 105V104H119ZM6 106V107H7ZM32 106V105H31ZM62 106V105H61ZM70 107L71 109L73 108L74 109V107ZM93 106H95L94 108H93ZM2 107V108H3ZM15 107H17V108H15ZM29 107V106H28ZM98 107V108H97ZM24 108V107H23ZM44 108V107H43ZM64 108V107H63ZM86 107L84 108V111H87L88 109H87ZM114 108V107H113ZM121 108H123V106H120V110H121ZM20 109H22V111H23V113H21V111H20ZM30 110L32 109L31 107L29 108ZM62 109V108H61ZM67 109H69V107L67 108ZM77 110L79 109V110H81L80 109V107H78V108H76ZM124 109H126V107H124L123 108V111H124ZM11 110V112H13ZM63 110V109H62ZM78 110V111H79ZM111 110H113L112 112H111ZM134 110H137V109H135L134 108ZM18 111V110H17ZM37 111V112H36ZM65 111H66V113H65V115L67 114L68 115V118H72L73 116H76L75 118H72V119H75V120H77V118L78 117H84V116H86V115H84L83 113H82V110L81 111H79V112H81V114H83V115H80L79 116V112H78V115L75 113L76 112V110L74 109V113L76 114V115H73V116H71L72 115V113H70V109H69V113L67 112L68 110H66L65 109ZM61 111H59V113H60ZM71 112H72V110H71ZM120 112V111H119ZM122 112V111H121ZM0 113V115L2 116V114ZM8 113H7V111H6V113H5V115H8ZM14 113V112H13ZM13 113H10V114H12V115H8V116H6V117H8V118H14V120L17 118V116L16 115H18L19 113H14L15 114V117H12L14 114ZM85 113V112H84ZM89 113H88V111H87V114L89 115ZM92 113L94 114V112L92 111ZM92 113H91V115H92ZM96 114V116L97 115H99V114H97L98 113V111L97 112H95ZM20 114H19V116H20ZM29 114H31L30 112L27 114V115H29ZM62 114H64V113H62ZM62 114H60L61 116H62ZM86 114V113H85ZM5 115L3 116L4 117V120H2L3 119V117L1 118V120L3 121H1L0 120V122H2V125L0 124V126H3L2 128L4 129V126L5 125H10V121H9V119H7V121H6V117H5ZM24 115V114H23ZM66 115V116H67ZM87 115V116H88ZM90 115V116H91ZM110 115V116H109ZM26 116V115H25ZM24 116V117H25ZM30 116V115H29ZM31 116H32V114H31ZM30 116V117H31ZM64 116V115H63ZM69 116H71V117H69ZM78 116V117H77ZM90 116H88L90 119L92 118V120H94L95 121V119L94 118H96L97 119V117L96 116H93L92 115V117H90ZM100 116V115H99ZM24 117H23V119L21 120V123L23 124L24 122H26V121H23V120H25L24 119ZM36 117V116H35ZM88 117H85V118H88ZM19 118V117H18ZM27 119H28V121H29V117L27 116L26 117ZM32 118H34V116H32ZM32 118H30V119H32ZM58 118V117H57ZM65 118V117H64ZM64 118H62V119H64ZM84 118V119H85ZM59 119H60V116H59ZM61 119V120H62ZM80 119H82V118H80ZM101 119H98V122H97V120L94 122V123H102V121H99V120H101ZM116 119V118H115ZM17 120V119H16ZM19 120V119H18ZM79 120V119H78ZM83 120V119H82ZM82 120H80V121H82ZM5 121V122H4ZM9 121V122H8ZM23 121V122H22ZM86 121H88V119L86 120ZM89 121H91V120H89ZM16 121H13V123L11 122V124L13 125L14 123H15ZM93 122V121H92ZM5 125H4V124ZM6 123H9V124H6ZM18 124H19V128H20V123H19V121H18ZM22 124H21V127H22ZM11 125V126H12ZM10 126V127H11ZM15 126V125H14ZM16 126H17V124H16ZM18 128V127H17ZM18 128V129H19ZM1 130V135H2V137L0 136V138H2V139H0V140H3L4 139V137H5V135H3V133L4 132H6V131H4V130H7V129H9L8 127H7V129H6V126H5V129L4 130ZM11 129H13V130H15L14 129V127H11ZM18 129H16V130H18ZM16 130H15V132H16ZM4 131V132H3ZM8 131L9 130H7V132L6 133H4V134H6V135H8L9 133H10V131H9V133H8ZM11 132H13L14 133V131H11ZM8 133V134H7ZM10 135V134H9ZM8 135V138L10 137ZM12 136H13V134H11ZM7 137H5V139H6ZM7 138V139H8ZM12 138V137H11ZM10 138V140H11V143H12V141L13 140H15V139H11ZM5 139L2 141V142H6L8 145L7 146H9V144H10V140L8 139V142L7 141H5ZM17 140V139H16ZM23 141V140H22ZM21 141V142H22ZM93 141V140H92ZM14 142H18V141H13V143ZM94 142V141H93ZM1 143V142H0ZM3 143V144H4ZM10 144V145H12L11 147H13V149H14V147H15V145H16V143H14V144ZM2 144V143H1ZM18 144V143H17ZM22 144V143H21ZM6 145V144H5ZM19 145H20V142H19ZM4 146V145H3ZM2 146V147H3ZM10 147V148H11ZM21 147V146H20ZM22 147H24V146H22ZM5 148H6V146H5ZM5 148H4V151H3V149L2 150H0L1 152H0V155L2 156H0V158H5V159H7V158H9V161H8V159H7V162H6V160L4 161L3 159H0L1 161H2V163H3V165H2V163L0 164L2 167H4V169H2V168H0V235H1V233H3V235H2V237H4V235H6L5 234V232L6 233H8V236H9V238H12V235L14 234V233H12V234H10L9 235V232H14L15 231V227L17 228V226H19L18 227V229L22 226H25L23 223H21L20 222V224L18 223V222H16V221H14V220H10L9 221V219H13L12 217H14L15 216V214L14 215H12L11 213H12V209L14 208V202L13 201H15V199H17L19 196H20V194H18V192H20V191H18V190H20L19 188H20V185L19 184H22L23 185V187L25 188V187H27V183H25L26 185H24L23 184V180L24 181H26V176L23 178V180H22V182H16V180H18L19 178H18V176H20L21 174L23 175V173L24 172H22V170L24 169H22L21 168V165L22 164H24V163H21V161H22V159H21V161H20V159H18L19 161H20V165L18 164V160H16L17 158H19V156H20V154H19V152H18V154H19V156L17 157L16 156V159H13L15 162H17V163H15V165L16 164H18V166L16 167V168H18L19 166V168H18V170L15 168V165H14V167H13V162L11 163V158H13V157H15V156H12V155H15L14 153H13V151H12V155H10V156H12V157H8L7 155L9 154V148H8V150H5ZM18 148V147H17ZM0 149H1V147H0ZM18 149H22V148H18ZM3 151V152H2ZM7 152H8V154H7ZM11 152V151H10ZM14 152H17V151H14ZM24 152V151H23ZM4 153H6L7 155H5ZM18 154H16V155H18ZM4 155V156H3ZM21 155H22V153H21ZM24 155V154H23ZM7 156V157H6ZM24 158H25V156H23ZM21 158V157H20ZM24 160V159H23ZM0 161V162H1ZM4 161V162H3ZM25 161V160H24ZM23 161V162H24ZM5 162L7 163V165H4L5 164ZM11 163L12 164V166H11V164L9 165V163ZM26 163V162H25ZM6 166L8 167V169L6 168ZM10 166V167H9ZM25 166V165H24ZM24 166H22V167H24ZM38 167H40V164H37L36 165V169H38ZM6 168V169H5ZM9 168H11V169H9ZM12 169H14V174H16V175H13L12 177L11 176H8V174L6 175V172L5 171H7V173H8V170H12ZM17 171H16V170ZM2 170V171H1ZM5 170V171H4ZM20 170V171H19ZM9 171V174L11 173ZM13 171V170H12ZM3 172V173H2ZM18 174H17V173ZM22 172V173H21ZM9 177H11V178H9ZM15 177H17V179L15 178ZM13 179H14V181H13ZM14 183V184H13ZM15 185V186H14ZM17 186H19V188L17 187ZM18 188V189H17ZM26 190H27V188H25ZM25 189L23 190V188H21V199H19L18 198V200H23L22 199V197L24 196V191H25ZM6 190V191H5ZM8 190V191H7ZM15 190V191H14ZM10 191V192H9ZM18 191V192H17ZM15 193V195H14V193ZM3 193V194H2ZM2 194V195H1ZM27 193H25V195H26ZM4 196V197H3ZM17 196V197H16ZM24 197H26V196H24ZM5 199V200H4ZM7 200H9V201H7ZM17 201V200H16ZM8 203V204H7ZM118 205L120 206V207H118ZM118 205H117V209H119V210H117L116 209V213L119 211V213L117 214V216L115 217V218H118V217H120V215L119 214H121V213H123V212H121V211H124L123 210V208L121 209V207H123L122 206V204L121 203H118ZM2 209V210H1ZM9 210V211H8ZM6 212V213H5ZM11 212V213H10ZM5 213V214H4ZM8 215V216H7ZM12 216V217H11ZM122 216V215H121ZM9 218V219H8ZM6 219H8V220H6ZM119 220V219H118ZM117 219H116V222L118 221ZM2 221V222H1ZM7 221L8 222H11V223H7ZM5 222V223H4ZM13 222V223H12ZM117 223H120V220L117 222ZM17 224V225H16ZM19 224V225H18ZM3 225H5L4 227H3ZM12 225L14 226V225H16V226H14V227H12ZM119 225V224H118ZM8 226H9V228H8ZM13 229H12V228ZM21 227V228H22ZM26 227V226H25ZM10 228H11V230H14V231H11L10 230ZM20 228V230H22ZM24 228V227H23ZM24 229H26V228H24ZM8 230V231H7ZM17 232H21V231H16V233ZM15 233V234H16ZM22 233H23V231H22ZM22 233H21V235H20V233H19V235L23 238V236H22ZM17 235H18V233H17ZM17 235H15V237H17ZM7 236V235H6ZM4 237V239L3 240H6V239H8V237ZM14 236V235H13ZM2 237H0V238H2ZM14 237V239H11V242L9 243L7 240V243H6V241H2V243H0V248H1V250H0V255H1V253L3 252V248H4V250L5 249H7L6 250V252L8 253H10V250H13V249H11V247L13 246V248H14V245H13V243H12V241L13 240H15L16 238ZM6 238V239H5ZM21 238V239H22ZM133 238L134 237H131L130 238V240H126V238L123 240V238L119 241V244L122 246V247H124V249H129V248H127L128 246H129V244H131L132 245V241L131 240H133ZM17 239H19V238H17ZM16 239V240H17ZM21 239L19 240V241H21ZM24 240H27V239H25V236H24V238H23ZM22 239V240H23ZM1 240L2 239H0V242H1ZM8 240H10V239H8ZM15 240V241H16ZM15 241H13L14 242V244H15ZM18 241V242H19ZM129 241L131 242V243H129ZM4 242V243H3ZM23 243H24V241H22ZM22 242H20L22 245H23V243ZM12 243V244H11ZM26 243V242H25ZM126 243V244H125ZM7 244V246L8 245H10L11 244V246H9V248H6L7 246H5ZM123 244V245H122ZM125 244V245H124ZM19 245V246H18ZM26 245V244H25ZM127 245V246H126ZM130 245V246H131ZM157 246H158V244H156ZM156 245H154V247H157ZM2 246V247H1ZM4 246V247H3ZM20 244H17V245H15V248H14V251L13 252H11V254H13V255H15V252H17V251H19V250H17L18 248H20ZM24 246V245H23ZM23 246H21V247H23ZM129 246V247H130ZM126 247V248H125ZM24 248V247H23ZM27 248V247H26ZM16 249V250H15ZM135 249H139V248H135ZM148 249H152V248H148ZM159 249V250H158ZM168 250H166V249H164L163 248V250L165 251H162L161 250V248H159V246H158V248H157V250H158V252H162V254H158L157 256H155V257H151L148 253H145V255H144V258H145V260H144V262H145V264H152L154 261H156V259H157V261H156V263L159 261L158 260V258L157 257H161V256H163V254L165 255V256H168V258H166L167 259V261H166V263L167 264H173V262L172 261H175V262H177V264L179 263V261H180V258L181 259H183V260H185V261H183V262H181L180 261V263H182V264H193L192 262H189V260H188V263L186 262V260L187 259H189V257H187L188 255H191L190 253H189V250H187V249H189V248H186V250H184L185 248H167ZM220 249V248H219ZM227 249H229V248H226L225 249V251L226 252H229V251H227ZM231 249V248H230ZM229 249V250H230ZM233 249V248H232ZM259 249V248H258ZM9 250V251H8ZM22 250V249H21ZM161 250V251H160ZM221 250V249H220ZM220 250H219V252H220ZM222 250H224V248H222ZM261 251L263 250V248H261L260 249ZM2 251V252H1ZM150 251H152V250H150ZM174 251H176V252H174ZM183 251L186 253V255H185V253H183ZM187 251H188V254H187ZM261 251L259 252V255L258 254H256L255 256H257V257H259V256H261L262 254H261ZM6 252H4L5 253V255H6ZM170 252V253H169ZM173 252H174V254H173ZM225 252V253H226ZM231 252V251H230ZM234 252V251H233ZM245 252V251H244ZM263 252V251H262ZM19 253H20V251H19ZM245 253H247V252H245ZM264 253V252H263ZM11 254H9L8 256H12ZM17 254V253H16ZM221 254V259H223V257L225 256V255H223L222 256V253H220ZM220 254H219V256H220ZM2 255H4V254H2ZM1 255V256H2ZM18 255V254H17ZM147 255L149 256V257H151V258H149V257H147ZM243 255H244V253H243ZM264 255V254H263ZM16 256V255H15ZM183 256H185V257H183ZM219 256L216 258V259H220L219 258ZM226 256H228L227 254H226ZM241 256V255H240ZM240 256H238V257H240ZM171 257H173V258H171ZM177 257V258H176ZM183 257V258H182ZM213 256H211L210 258H209V260L210 261H214V262H211V264L212 263H218L219 261H216V259H214V258H212ZM229 257H230V255H229ZM228 257V259H227V257H225L227 260H229V261H226V260H224V261H226V263L228 262L229 264H232L233 262H232V257H230L229 258ZM236 257V260L238 261H234V262H237L236 264H238V263H240L241 261H240V259H242V258H240L239 260H238V257L237 256H235ZM235 257H233L234 259H235ZM242 257V256H241ZM255 258L254 259V261H256L255 263H254V261H253V263L252 262H248L249 264L250 263H252V264H256L257 262L258 263H260L259 261H260V259L259 258ZM262 257H264V256H262ZM148 258V260H146ZM154 258H156V259H154ZM171 258V259H170ZM175 258H176V260H175ZM179 258V259H178ZM190 258H191V256H190ZM213 260H212V259ZM169 259V260H168ZM262 259V258H261ZM150 260V261H149ZM154 260V261H153ZM208 260V264H210V261ZM223 260H220V262L222 261V263L223 264H225L224 263V261ZM152 261V262H151ZM170 261V262H169ZM240 261V262H239ZM262 261V260H261ZM143 262V263H144ZM150 262V263H149ZM194 262H196V261H194ZM242 262H243V264H247V262H245L244 263V261L242 260ZM165 263V264H166ZM227 263V264H228ZM155 264V263H154ZM176 264V263H175ZM219 264V263H218ZM221 264V263H220ZM233 264H235V263H233ZM261 264H263V263H261Z\"/></svg>",
	"mask_w": 264,
	"mask_h": 264
},
{
	"label": "built area",
	"instance_id": "3",
	"mask_svg": "<svg viewBox=\"0 0 264 264\" xmlns=\"http://www.w3.org/2000/svg\"><path fill=\"white\" fill-rule=\"evenodd\" d=\"M175 23V17L172 14H167L164 17V24L167 30H172Z\"/></svg>",
	"mask_w": 264,
	"mask_h": 264
}]
</instances>
